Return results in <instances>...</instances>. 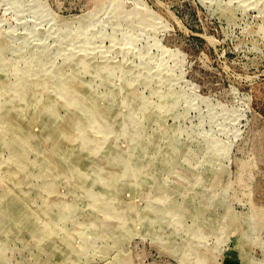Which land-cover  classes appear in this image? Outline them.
I'll use <instances>...</instances> for the list:
<instances>
[{"label": "rangeland", "instance_id": "rangeland-1", "mask_svg": "<svg viewBox=\"0 0 264 264\" xmlns=\"http://www.w3.org/2000/svg\"><path fill=\"white\" fill-rule=\"evenodd\" d=\"M0 264H264V0H0Z\"/></svg>", "mask_w": 264, "mask_h": 264}]
</instances>
